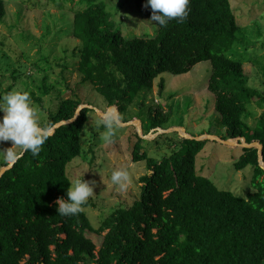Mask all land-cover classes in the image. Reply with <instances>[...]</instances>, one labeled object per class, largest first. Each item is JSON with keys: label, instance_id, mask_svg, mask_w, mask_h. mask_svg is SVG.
I'll return each instance as SVG.
<instances>
[{"label": "trees", "instance_id": "obj_1", "mask_svg": "<svg viewBox=\"0 0 264 264\" xmlns=\"http://www.w3.org/2000/svg\"><path fill=\"white\" fill-rule=\"evenodd\" d=\"M61 1L71 4L81 81L116 109L119 122H140V130L131 123V159L145 164L140 196L129 207L113 209L97 228L82 209L57 214L55 202L67 199V166L81 156V132L91 107L75 92L58 97L53 111L44 107L51 90L44 79L40 94H29L46 112L39 125L48 131L47 139L36 157L24 152L11 168L0 169V264H264V112L253 127L245 123L256 93L242 64L225 55L240 28L230 0H189L185 21H169L154 37L123 36L109 11L112 0ZM133 2L149 19L145 0ZM5 14L0 0V21ZM203 61L211 65L207 90L227 138L243 137L262 147L259 152L258 146L236 144L242 153L235 170L252 169L254 190L245 197L197 173L195 158L206 137H179L177 150L160 159L142 146L145 136L164 130L171 116L170 106L146 102L154 80L162 73L186 74ZM261 70L264 76V65ZM164 86L160 79L159 95ZM130 107L137 111L133 118L127 117ZM87 231L102 237L100 246Z\"/></svg>", "mask_w": 264, "mask_h": 264}, {"label": "rangeland", "instance_id": "obj_2", "mask_svg": "<svg viewBox=\"0 0 264 264\" xmlns=\"http://www.w3.org/2000/svg\"><path fill=\"white\" fill-rule=\"evenodd\" d=\"M3 1L6 14L0 21V96L8 93L9 87L10 92L28 91L39 95L38 88L45 79L51 90L43 97L44 107L53 111L58 97H72L74 92L91 107L81 132V156L68 164L67 175L71 181L82 177L96 182L93 195L86 201L88 205H82L81 209L97 228L113 209L129 207L140 196L138 179L145 173V164L131 159L135 142L131 123L135 121L119 122L112 142L104 141L105 128L98 121L108 107L91 85L81 81L77 72L80 42L71 34L73 13L69 9L70 3L61 0ZM230 3L240 28L236 33L237 41L225 55L242 64L248 86L256 93L245 113V123L253 127L264 112L261 70L264 65V0H230ZM108 7L123 36L149 33V26L144 22L148 19L137 11L133 0H112ZM210 69V62L203 61L186 74L162 73L154 80L146 102L170 106L171 116L164 130L145 136L142 146L151 157L160 159L178 146L181 136L177 128L193 137L200 135L199 139L206 137L208 141L195 158L197 173L210 179L217 188L245 197L254 190L252 169L248 166L235 170L233 164L242 153L241 147L219 141L224 137L225 141L233 140L227 138L214 110V97L207 90ZM160 79L164 80L165 86L159 95ZM32 103L37 109L38 123L45 122V110ZM136 113V108L130 107L127 117L133 118ZM0 147H11V142L4 141ZM2 166L0 162V169ZM116 169L126 170L129 175L124 190L110 181V174ZM86 236L100 246L101 236L88 231Z\"/></svg>", "mask_w": 264, "mask_h": 264}, {"label": "clouds", "instance_id": "obj_3", "mask_svg": "<svg viewBox=\"0 0 264 264\" xmlns=\"http://www.w3.org/2000/svg\"><path fill=\"white\" fill-rule=\"evenodd\" d=\"M188 4L189 0H145L143 7L151 10L149 19L144 21L149 26L150 35L154 37L159 28L165 27L173 19L184 22L188 16ZM0 113V143L11 142V147H0V162L11 168L24 152L36 157L49 133L37 121V109L33 106L29 92L11 91L0 96ZM119 120L113 107L101 114L98 124L104 125L103 139L106 143L112 142ZM110 181L124 190L129 175L126 170L116 169L111 172ZM95 184L94 180L86 181L82 177L72 180L66 190L67 199L58 198L55 202L57 214L70 216L79 213L82 205L93 195Z\"/></svg>", "mask_w": 264, "mask_h": 264}, {"label": "water", "instance_id": "obj_4", "mask_svg": "<svg viewBox=\"0 0 264 264\" xmlns=\"http://www.w3.org/2000/svg\"><path fill=\"white\" fill-rule=\"evenodd\" d=\"M83 107H79L78 108V110L76 111V113H75V116H77V114H78V112H79V110H81ZM114 108V107H113ZM135 124H136V126H137V129L138 130H140L139 128H138V125H139V121L138 120H136L135 121ZM177 130L179 131V135L181 136V137H185V138H189V139H191V138H193V136H191V135H189V134H186L184 131H182L180 128H177ZM197 139H199V138H201V136L199 137H196ZM210 139H214V138H212V137H209ZM219 141H221L222 143H225V144H228V145H235V144H237V142H240L241 143V146L242 147H251V146H258L259 147V152H261V150H262V147H261V144L259 143V142H252V143H247L246 142V140L243 138V137H238V138H236L235 140H233V141H225V140H223V139H221V140H219ZM6 169H8V168H2L1 169V173L2 172H4Z\"/></svg>", "mask_w": 264, "mask_h": 264}]
</instances>
